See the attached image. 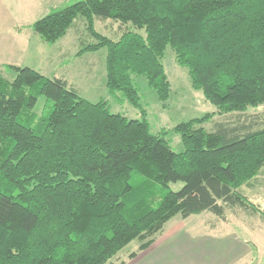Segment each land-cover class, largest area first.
Returning a JSON list of instances; mask_svg holds the SVG:
<instances>
[{
  "label": "trees",
  "instance_id": "1",
  "mask_svg": "<svg viewBox=\"0 0 264 264\" xmlns=\"http://www.w3.org/2000/svg\"><path fill=\"white\" fill-rule=\"evenodd\" d=\"M96 20L119 23V39ZM79 21L94 41L80 54L107 49L109 93L142 119L90 103L64 79L3 67L14 78L0 71V264H109L137 241L134 260L174 218L257 213L241 188L264 174V121L178 124L176 152L170 132H151L135 77L167 106L171 49L222 115L264 105V0H78L28 28L54 45Z\"/></svg>",
  "mask_w": 264,
  "mask_h": 264
},
{
  "label": "rangeland",
  "instance_id": "2",
  "mask_svg": "<svg viewBox=\"0 0 264 264\" xmlns=\"http://www.w3.org/2000/svg\"><path fill=\"white\" fill-rule=\"evenodd\" d=\"M76 1L78 0H0V28L3 26L8 28L12 19L13 23H18L20 29L30 30V32L26 31L25 33L30 43L22 46L28 49L13 52L15 63L19 65L17 67L31 68L50 80L64 79L72 89L90 103L96 104L100 101H106L112 113H119L129 119H142L139 110L128 102H119L109 93L107 86V49L80 54L84 46L82 42L85 44L94 43L85 22H77L68 35L54 45L43 42L38 35H34L35 33H32L33 31L28 28L50 13L52 9L65 7ZM8 15L11 19H8ZM95 30L100 35L114 41L119 39L121 34L120 24L111 20H96ZM10 57L11 54H8L7 58ZM163 64L171 85V94L166 103L167 106H164L159 100L156 91L149 87L146 78L135 77V83L139 88L140 103L147 113L146 119L150 124L151 132L153 134L170 132L167 138L176 152L184 150L180 136L172 132L178 124L209 115L210 117L203 127L212 132L216 131L222 123L232 125V123L237 124L243 120L255 118L259 122L264 121V105L249 108L241 114L222 115L221 110L209 102L203 92L192 87L187 68L177 63L175 54L171 49L166 52ZM0 71L7 80H13V73L6 72L3 67H0ZM45 103L46 98L41 97L34 108L37 116H41L45 111ZM252 184L256 185V188L246 184L242 186L241 191L258 208L257 213L252 210L228 212L226 220H220L210 213L192 216L186 220L177 217L166 227L185 226L190 231L201 233L258 232L262 229L260 224H264V174ZM182 187V183L172 185L174 191H179ZM139 246L137 241L131 243L109 264H134L129 256L137 252Z\"/></svg>",
  "mask_w": 264,
  "mask_h": 264
},
{
  "label": "crops",
  "instance_id": "3",
  "mask_svg": "<svg viewBox=\"0 0 264 264\" xmlns=\"http://www.w3.org/2000/svg\"><path fill=\"white\" fill-rule=\"evenodd\" d=\"M8 19H11L9 15ZM8 26V28L6 26L0 28L1 68L8 65L19 66L15 63L13 52L26 51L28 48L22 46L30 43L25 34L30 30L20 29L18 23H13L12 19ZM8 54H11L10 58H7ZM248 185L256 186L252 183ZM260 225L262 229L258 232L234 231L226 234L190 231L185 226L165 227L154 244L140 253L133 262L134 264H264V224Z\"/></svg>",
  "mask_w": 264,
  "mask_h": 264
}]
</instances>
